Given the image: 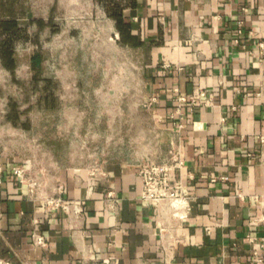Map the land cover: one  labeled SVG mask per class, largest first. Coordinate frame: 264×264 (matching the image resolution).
Returning <instances> with one entry per match:
<instances>
[{"label": "crops", "instance_id": "0c3cea01", "mask_svg": "<svg viewBox=\"0 0 264 264\" xmlns=\"http://www.w3.org/2000/svg\"><path fill=\"white\" fill-rule=\"evenodd\" d=\"M203 92L209 105L178 101ZM40 124L53 185L79 213L49 214L12 173L35 156L19 134ZM76 134L105 148V174L89 175ZM261 135L264 0H0V264H166L136 161L172 143L193 196L172 264H256Z\"/></svg>", "mask_w": 264, "mask_h": 264}, {"label": "built area", "instance_id": "2783aa9c", "mask_svg": "<svg viewBox=\"0 0 264 264\" xmlns=\"http://www.w3.org/2000/svg\"><path fill=\"white\" fill-rule=\"evenodd\" d=\"M164 68H170V64L164 63ZM206 98L203 101L202 98ZM155 98L146 103V108L150 109ZM212 96L208 97L205 92L200 98L191 96L189 98L181 96L178 98L179 103H188L192 106L209 105L213 102ZM74 148L84 154V165L89 175L92 177L105 174L104 163L106 158L105 148L95 144V135L81 136L76 134ZM33 145L35 139H31ZM108 141V139H107ZM262 147H264V135L260 136ZM30 144V142H29ZM170 157L167 162L160 163L154 159H139L136 161L138 175L142 181L141 198L144 202L155 207L160 222V235L162 247L165 253L166 264L173 263L174 245L179 239L174 237V233L182 226L183 220L188 216L191 209L192 194L183 182L176 176V171L184 168L185 162L181 156L180 149L175 143H172ZM47 164L38 162L33 157L28 165H14L12 173L20 178L21 182L28 185L31 195L42 200L49 214L55 211L64 210L67 213L82 211L79 203L68 201L64 197V188L62 184L53 185L55 182ZM4 169L0 165V184L3 181ZM112 199V192L106 196V204ZM251 242L261 241L264 245V237L248 236ZM32 241L35 245L46 247L48 245V237L34 232ZM255 263L263 264L264 255L260 256L255 252Z\"/></svg>", "mask_w": 264, "mask_h": 264}, {"label": "rangeland", "instance_id": "374dc122", "mask_svg": "<svg viewBox=\"0 0 264 264\" xmlns=\"http://www.w3.org/2000/svg\"><path fill=\"white\" fill-rule=\"evenodd\" d=\"M38 116V115H37ZM36 116V119H40L41 118L38 116ZM45 131L48 132V128H44V126H36L35 129V136L33 137L35 139L34 145L31 141L32 138L29 137V139H27V136L25 134H19V150H24L23 148H30L33 152V154L35 155L34 158L35 160L38 162V164H42L44 163V160L48 159V152L47 149L45 148V146L47 145V143L45 142ZM40 134V135H39ZM155 134H160V133H155ZM27 142H30V145H27ZM172 146L170 147L171 150ZM169 150V152H170ZM168 152L167 155L161 156L158 155L156 152H150L147 154H144L143 156L141 155L139 159H154L157 160L160 163H165L168 161L169 157H170V153ZM83 158H85L84 156H82Z\"/></svg>", "mask_w": 264, "mask_h": 264}, {"label": "trees", "instance_id": "16d2710c", "mask_svg": "<svg viewBox=\"0 0 264 264\" xmlns=\"http://www.w3.org/2000/svg\"><path fill=\"white\" fill-rule=\"evenodd\" d=\"M110 14L114 17V18H116V19H119V16H118V11L116 10V11H110ZM14 25L13 24H11V23H9V24H7V26H6V30H8V31H12L13 30V27ZM5 55H6V57H8V55H9V53L8 52H5ZM12 64H11V61L9 60V63H8V66H11Z\"/></svg>", "mask_w": 264, "mask_h": 264}]
</instances>
